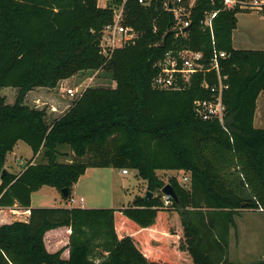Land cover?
<instances>
[{"label":"trees","instance_id":"16d2710c","mask_svg":"<svg viewBox=\"0 0 264 264\" xmlns=\"http://www.w3.org/2000/svg\"><path fill=\"white\" fill-rule=\"evenodd\" d=\"M122 2L0 0V88L17 89L12 104L0 95V210L29 211L26 221L11 220L9 213V221L0 223V264H241L226 256L233 216L240 208L264 211V127L254 125L264 93V49L232 45L236 14L250 9L195 0L189 15L181 16L189 21L186 35L176 36L169 0H125L124 24L137 37L106 59L99 47L102 29ZM211 12V26H205ZM185 48L206 58L226 54L219 64L228 78L227 130L194 111L196 99L210 97L201 83L214 82L213 71L193 74L181 89L153 85L156 63L167 51ZM100 69L114 85L86 87L51 122L46 107L24 103L36 87L55 88L78 72ZM19 140L46 162L31 159L19 173L2 174ZM64 145L71 159L58 162ZM90 167L135 169L152 196H137L122 208L31 207V194L45 185L60 193L65 188L70 197ZM158 170L189 173L188 187L175 176L168 180L177 202L164 203L166 183ZM194 218L203 222L202 230ZM58 228L67 230V242L51 248L47 233ZM210 234L219 240V257L205 245Z\"/></svg>","mask_w":264,"mask_h":264},{"label":"rangeland","instance_id":"374dc122","mask_svg":"<svg viewBox=\"0 0 264 264\" xmlns=\"http://www.w3.org/2000/svg\"><path fill=\"white\" fill-rule=\"evenodd\" d=\"M113 85L114 82L111 79L109 72L106 70H86L76 73L66 81H60L55 88L45 89V87H40L38 89H33V92L25 97L24 102L30 107H46V120L47 122H51L53 118L62 114L73 100V97H70L67 93L62 91V88L83 90L88 86L105 87ZM16 92L17 90L14 87L0 88V95L4 96L6 103L9 104L14 102ZM263 99L262 96L257 100L260 108L263 105ZM59 152L60 154L57 157L58 162H67L71 159L70 150L66 145L59 147ZM31 159L35 162H46L41 154L34 156L30 146L24 141L19 140L15 144L13 150L6 156L5 169L11 173L17 174ZM93 171V173L90 171L87 173V178H89L92 186L84 184L80 187H72L70 193V195L76 199L83 195L85 198L84 205L86 207H128L133 204V199L135 197H144L147 191V182L138 175L137 170L135 169H128L126 174L121 172V168L116 167H98ZM156 173L164 183H168L169 178L175 176L181 185L185 187L189 186V180L183 179V177L186 176L184 171L158 170ZM158 194L159 192H155V195ZM69 198L70 197H62L58 190L45 185L33 192L31 202L33 207H66ZM95 198L97 199L96 201ZM2 211L0 212V215L2 216L10 213L12 215L11 220L22 218V213L15 207L7 208ZM241 218L244 223L248 225V231L247 234L245 232L244 238H258V248L255 253L256 262H259L260 260L263 261V257L261 256L264 255V214L247 212L241 216ZM193 222L200 228V230H202L203 222L201 220L194 218ZM205 231H207L206 228ZM66 242L67 238L65 237L64 243ZM228 259L235 263L248 264L246 260L237 259L232 255H228Z\"/></svg>","mask_w":264,"mask_h":264},{"label":"built area","instance_id":"2783aa9c","mask_svg":"<svg viewBox=\"0 0 264 264\" xmlns=\"http://www.w3.org/2000/svg\"><path fill=\"white\" fill-rule=\"evenodd\" d=\"M124 1L118 7L114 8V13L111 22L107 23L101 33L99 47L100 53L109 59L114 50L129 43H134L137 37L136 31L124 24ZM142 4H146V0H138ZM195 0H189L188 6L179 5L180 0H175V5L169 9L173 12L176 23L173 26L175 35L185 36V27L189 25V21L182 19L181 16L189 15V9L194 4ZM173 3V2H172ZM223 5L226 8H232L239 5L242 8L260 9L261 7L257 0L241 1V0H223ZM215 12L207 13L203 20L205 26H211V18L215 16ZM226 57L222 51L215 52L211 58H206L202 52L191 49H180L167 51L163 58L156 65L158 73L153 79V85L159 89H181L189 81L190 77L198 72L206 73L213 71L215 81L210 83L204 80L201 85L210 90L209 98L196 99L194 101V111L196 115L203 120H217L221 126L227 130L226 125V107L223 102V93L227 89V75L222 74L219 58ZM62 91L70 97H75L82 90L72 88H62ZM121 172L126 174L127 168H121ZM182 172V171H181ZM184 180H189V176H184ZM168 196L163 194L165 204L169 203ZM83 198L76 199L70 197L68 203L70 205L82 203ZM262 211V210H261Z\"/></svg>","mask_w":264,"mask_h":264},{"label":"crops","instance_id":"0c3cea01","mask_svg":"<svg viewBox=\"0 0 264 264\" xmlns=\"http://www.w3.org/2000/svg\"><path fill=\"white\" fill-rule=\"evenodd\" d=\"M259 5L262 6L264 5V0H257ZM98 3L100 6H105L106 0H98ZM237 18V24L235 29L232 32V45L235 49H250V50H262L264 49V9H251L248 11H241L236 14ZM71 78V77H70ZM69 79V78H68ZM68 79H63L61 81H66ZM60 82V81H59ZM58 82V83H59ZM40 87H36L34 89H38ZM45 89H49L46 88ZM17 90V89H16ZM31 92H33V89L28 91L26 96L29 95ZM17 94V92H16ZM264 98V93H260L258 96V99L260 97ZM257 99V100H258ZM25 101V99H24ZM263 105L260 108V105L258 106L257 102V108L255 111V117H254V125L256 127H264V115H263V110L262 107L264 106V99H263ZM25 103V102H24ZM26 104V103H25ZM259 108V109H258ZM95 168L98 167H90L87 168L86 171L78 181L73 185V188L77 186H81L84 184H87V186H92V184L89 181V178H87V173L94 172ZM8 171V170H7ZM179 171H184V170H179ZM185 175L188 176L189 173L184 171ZM55 193V192H54ZM33 194V193H32ZM32 194H31V199H32ZM57 194V193H55ZM85 194V193H84ZM88 196L87 194H85ZM72 197V196H70ZM83 198L82 203L78 204H73L70 205L67 202V206H76V207H86L84 205L85 198L84 196H80ZM79 197V198H80ZM78 198V199H79ZM97 199L95 198V201ZM68 201V200H67ZM17 208L19 211L22 210V208H19L18 206H13ZM31 207H33L32 202H31ZM56 207V206H55ZM88 207H94V206H88ZM112 208H120V207H114V206H109ZM8 207H4L0 210V212L4 209H7ZM10 208V207H9ZM3 212V211H2ZM247 212H253L257 214H264V211L258 210V209H250V208H240L237 213L234 214V226L231 227L228 230V237H227V246L225 248L226 250V256L228 258V255H232L233 257L237 259H243L248 262V264H255L258 263L256 262L255 258V253L257 252L258 248V238L256 237H247L246 239L244 238V234L248 231L247 224L244 223L243 219L241 216L246 214ZM29 211L28 210H23L22 213V218L18 220L26 221L28 217ZM1 216V215H0ZM9 213L2 215L0 218V223L6 222L9 220ZM59 234H62L63 239H59L58 236ZM68 232L65 228H58L56 230H52L47 233V244L50 245L51 248H56L58 244L64 243L65 237L67 238ZM205 245H211V250L210 252L215 255L216 257H219L220 253V248H219V240L217 239L216 236L210 234L208 235L207 239L204 240ZM224 244L223 241H221V245ZM262 259L264 260V255H262ZM258 261V260H257ZM262 261V260H260ZM259 261V262H260Z\"/></svg>","mask_w":264,"mask_h":264},{"label":"water","instance_id":"95a60500","mask_svg":"<svg viewBox=\"0 0 264 264\" xmlns=\"http://www.w3.org/2000/svg\"><path fill=\"white\" fill-rule=\"evenodd\" d=\"M167 7H168L169 9L172 8V2H171V0H169V2H168V6H167ZM163 41H164V37H163V39L161 40L160 45L163 44ZM5 171H6V169L4 168V169L2 170V174H4ZM161 192H162L165 196H168V197L172 198L174 201H176V202L178 201L177 196H176V194H175V191H174L173 187L171 186V184L166 183V184L161 188ZM61 193H63V195H64L65 197H67V196L69 195L67 189H65V188L61 190ZM151 196H152V192H150V191H146V193H145V195H144V199H148V198H150ZM242 206H244V203H242Z\"/></svg>","mask_w":264,"mask_h":264}]
</instances>
